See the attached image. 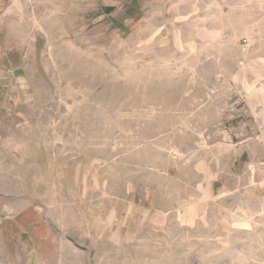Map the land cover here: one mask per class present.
Returning a JSON list of instances; mask_svg holds the SVG:
<instances>
[{"label": "rangeland", "instance_id": "1", "mask_svg": "<svg viewBox=\"0 0 264 264\" xmlns=\"http://www.w3.org/2000/svg\"><path fill=\"white\" fill-rule=\"evenodd\" d=\"M29 3L0 33V264H264V204L218 196L264 165V0Z\"/></svg>", "mask_w": 264, "mask_h": 264}, {"label": "crops", "instance_id": "2", "mask_svg": "<svg viewBox=\"0 0 264 264\" xmlns=\"http://www.w3.org/2000/svg\"><path fill=\"white\" fill-rule=\"evenodd\" d=\"M29 1L30 0H0V33H4V27L12 28V22L16 20V16L13 14H26L25 21L29 22V16L27 14L35 11L34 6L29 3ZM8 22L11 23L10 26ZM261 182H264V165L244 166L242 170H237L236 174L233 176L231 175L230 178L229 176H224V179L219 182L220 192L218 196H220V198L238 200L241 204L246 202L263 205L264 185L260 184ZM192 210L194 211V208H192ZM192 210L188 208L187 216L191 215V217H193L195 215V212ZM245 214L256 215L258 213ZM234 215H244L243 209H235Z\"/></svg>", "mask_w": 264, "mask_h": 264}]
</instances>
